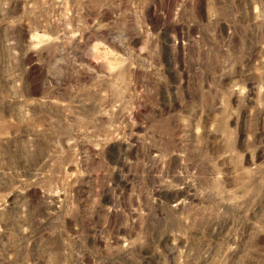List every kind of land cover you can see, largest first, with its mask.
I'll return each instance as SVG.
<instances>
[{
    "label": "rangeland",
    "instance_id": "obj_1",
    "mask_svg": "<svg viewBox=\"0 0 264 264\" xmlns=\"http://www.w3.org/2000/svg\"><path fill=\"white\" fill-rule=\"evenodd\" d=\"M0 264H264V0H0Z\"/></svg>",
    "mask_w": 264,
    "mask_h": 264
}]
</instances>
